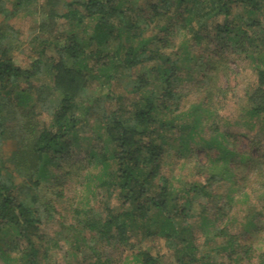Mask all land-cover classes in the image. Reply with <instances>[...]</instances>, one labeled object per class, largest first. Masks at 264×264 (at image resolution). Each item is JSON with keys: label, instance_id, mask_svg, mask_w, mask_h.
Wrapping results in <instances>:
<instances>
[{"label": "trees", "instance_id": "16d2710c", "mask_svg": "<svg viewBox=\"0 0 264 264\" xmlns=\"http://www.w3.org/2000/svg\"><path fill=\"white\" fill-rule=\"evenodd\" d=\"M128 3L46 0L39 5L37 0H12L8 8L7 0H0V15L33 11L46 18L37 26L33 38L40 49L27 67L15 59L22 48L17 33L9 27L0 28V99L14 92L20 104H27L32 97L20 89L22 83L42 76L50 79L49 91L53 95L48 108L49 125L37 133L33 126L21 123L19 127L23 132V147L15 154L19 165L46 176L49 158L70 148L82 118L103 106L104 100H110L113 110L102 117L105 140L99 151L90 153L95 167L101 170L99 187L105 189L106 200L96 209H74V224L69 228L77 232L76 240L85 241L83 234L88 231L98 238H115L127 244L133 236L143 233V237L162 239L167 250L174 253L176 264H264V252L256 254L253 243H243L239 234L230 231L232 197L217 205L212 214L206 206L210 198L216 197L211 189L213 183L230 176L232 171L229 164L235 152L224 145L229 144L227 133L212 127V136L205 145L220 153L216 162L213 160V171L205 183H191L181 189L174 187L172 178L163 170L162 146L165 133L186 128L181 123L184 118H194L192 125H186L193 133L204 121V114L208 116L206 120L215 116L207 105H192L190 112L181 111L186 94L177 87L176 75L179 63L184 65L195 56L190 40L199 41L203 32L210 34L213 30L214 36H227L244 48L252 33L241 25L263 28L264 0H157L136 14ZM236 6H243L246 16L234 15L237 22H231L227 18ZM219 17L223 21L214 22ZM58 20L76 29L57 31ZM89 20H94L93 30L85 39L78 29ZM50 49L53 55L48 58ZM142 66L145 71L131 74ZM254 72L256 88L249 95L251 105L246 112L264 123V65ZM121 84L125 93H115L113 86ZM3 104L0 101V114ZM4 124L0 116V145ZM199 138L204 140L200 134ZM217 160L220 164H216ZM37 186L38 182H33L29 190ZM114 198L119 201L118 210L111 204ZM34 200L26 201L17 180L3 175L0 167V237L12 233L16 246L25 244L20 251L22 264H40L32 237L44 213L42 205ZM53 206L51 201L45 202L46 216ZM256 227L253 220L243 223L244 231ZM195 228L203 237L202 250ZM135 256L141 264H160L146 251Z\"/></svg>", "mask_w": 264, "mask_h": 264}, {"label": "rangeland", "instance_id": "374dc122", "mask_svg": "<svg viewBox=\"0 0 264 264\" xmlns=\"http://www.w3.org/2000/svg\"><path fill=\"white\" fill-rule=\"evenodd\" d=\"M11 1L7 0L8 8H11ZM37 1L42 5L46 0ZM128 1L130 3L126 5L132 6L136 14L146 4H153L157 0ZM244 10L243 6L234 7L227 20L237 22L234 15L245 18ZM45 19V16L33 11L7 17L0 15V28L13 29L22 43V48L15 54L19 65L27 67L36 58L40 46L34 45L33 38L37 26ZM222 21L220 17L214 20L218 23ZM62 22H56L57 31L76 29L64 26ZM245 24L241 25L242 28L252 33V36L244 48L227 36H214L213 30H210V34L208 31L203 32L199 41L190 40V49L195 56L184 65L179 63L180 69L176 75L179 78L177 87L186 94L181 111L190 112L192 105H207L215 111V116L206 120L208 116L204 114V121L193 133L186 125H192L194 118L187 117L181 121L186 128L164 134L163 170L172 178L174 187L179 189L191 183H205L208 173L213 171V160L216 162V157L220 156L216 149L208 150L205 142L212 136V127L227 133L229 144L225 142L224 145L235 152L229 164L232 171L230 176L226 175V178L213 183L211 189L216 197L210 198L206 206L212 214L217 205L232 197L233 206L228 214L232 223L230 231L239 234L243 243H253L258 254L264 252V123L250 117L246 108L251 105L249 95L256 88L254 71L264 65V20L262 29L257 26L248 28ZM93 25L94 20H89L78 29L79 35L85 39L89 37ZM209 28H213V23ZM257 30L260 31L256 35ZM51 50L47 51L48 58L53 55ZM145 69V66L138 67L131 74L136 75ZM49 81L48 77L42 76L22 83L20 89L28 91L32 97L27 100V104H20L19 96L14 92L4 100L0 99L4 103L0 116L5 123L0 145V167L3 175L17 180L26 201L36 199L42 205L44 214L32 237L40 264H141L135 254L144 251L157 257L160 264H176L174 253L167 250L160 238L143 237V233H139L127 244H122L115 238H98L87 231L83 234L85 241L79 243L75 237L77 232L69 228L74 224L75 208L96 209L106 200L105 189L99 187L101 170L95 167V159L90 153L99 151L105 140L102 117L113 110L112 101L104 100L103 106L96 107L82 118L70 148L63 154L49 158L46 176L27 171L19 165L15 154L23 147V132L19 128L21 123L33 126L34 133L50 124L48 108L53 95L49 91ZM113 90L117 94L125 93L123 84L114 85ZM77 116L81 117L82 112L78 111ZM199 134L204 140L199 138ZM109 148L112 146L109 145ZM218 163L220 161L217 160ZM36 181L37 189L29 190ZM47 201L54 205L53 210L48 209L49 216L43 209ZM111 202L115 210L120 208L117 199ZM247 220L255 221L257 227L252 231H244L243 223ZM194 232L202 250L201 231L195 228ZM14 236L12 233L1 235L0 264L23 263L20 251H23L25 244L21 242L16 246Z\"/></svg>", "mask_w": 264, "mask_h": 264}]
</instances>
